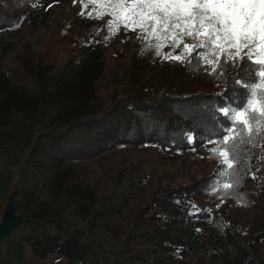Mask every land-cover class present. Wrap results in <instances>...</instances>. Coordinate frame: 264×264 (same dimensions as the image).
Returning a JSON list of instances; mask_svg holds the SVG:
<instances>
[{"label": "trees", "instance_id": "16d2710c", "mask_svg": "<svg viewBox=\"0 0 264 264\" xmlns=\"http://www.w3.org/2000/svg\"><path fill=\"white\" fill-rule=\"evenodd\" d=\"M26 16V11L0 2V33L16 29ZM149 73L148 85L121 87L98 115L71 119L36 136L28 158L42 154L52 163H64L98 157L78 182L68 181L62 189L56 175L47 170L37 174L45 184L38 199L63 200L79 217L107 230L118 244V258L108 261L106 256L97 264H264V136L242 146L235 165L241 182L227 195L222 189L213 191L229 177L218 175L221 165L210 151L217 145L208 143L222 135L227 123L219 109L241 102L245 90L235 81L248 79L245 72L227 66L218 77L195 63L160 58ZM0 74L16 89L5 106L0 92V109L27 119L20 95L42 97L44 84L24 47L5 52L0 47ZM117 146L110 157L103 156ZM155 146L186 155L179 166H164ZM194 151L204 166L197 174L186 165ZM20 186L29 190L24 181ZM192 205L199 209L195 214ZM20 227L36 229L24 241L31 242L33 254L38 249L40 257L58 252L54 244L65 239L42 225ZM13 233L0 243L10 241ZM66 241L62 253L67 264H92L86 238L71 235ZM19 250L22 257L23 248Z\"/></svg>", "mask_w": 264, "mask_h": 264}, {"label": "rangeland", "instance_id": "374dc122", "mask_svg": "<svg viewBox=\"0 0 264 264\" xmlns=\"http://www.w3.org/2000/svg\"><path fill=\"white\" fill-rule=\"evenodd\" d=\"M0 2L11 9L27 12V18L16 29L0 33L2 51L24 47L39 69L44 84L42 97H24L18 93L27 119L18 120L7 108L0 109V222L8 201L12 200L16 214L27 217L32 213V216L42 217L44 222L37 220L38 223L33 224L42 225L45 231L56 232L65 238L54 244L58 252L40 257L38 249V255L33 254L31 242L24 241L26 235L36 229L18 227L10 241L0 243V264H67L62 249L71 235L86 238L92 264L101 262L106 256L108 261L116 260L118 244L111 241L101 224L79 217L72 205L63 200L45 201L37 197L38 193H44L45 185L37 174L47 170V174L56 175L58 188L62 189L68 181L78 182L79 176L98 157L52 163L42 154L28 158V153L38 134L57 129L71 119L98 115L113 94L127 84L148 85L149 70L162 57L148 47V41L138 39L137 32L126 33L123 27L117 35L106 40L109 36L107 25L112 17H89L93 5L88 0ZM104 3L106 0H96V10H102ZM169 51L170 48L163 49L165 53ZM0 92L4 106L16 92L1 74ZM118 148L103 156L110 157ZM155 149L164 166H179L186 155V152L163 146H155ZM200 158L195 151L188 155V172L197 174L204 170ZM182 174L186 172L182 171ZM23 181L27 183L28 191L21 188ZM20 247L23 248L22 257Z\"/></svg>", "mask_w": 264, "mask_h": 264}, {"label": "snow or ice", "instance_id": "6c2138e0", "mask_svg": "<svg viewBox=\"0 0 264 264\" xmlns=\"http://www.w3.org/2000/svg\"><path fill=\"white\" fill-rule=\"evenodd\" d=\"M88 3L93 5L89 17H112L106 40L123 27L126 33L137 32V38L148 41L164 60L195 63L218 77L227 66L245 72L248 79L235 81L245 90L241 102L219 109L227 123L218 139L208 141L217 145L210 151L221 165L218 175L229 177L213 191L222 189L227 195L241 182L235 165L242 146L254 145L256 137L264 136V0H106L99 11L96 0ZM166 47L171 51L163 52ZM188 140L191 143L193 137ZM192 208L193 214L199 211Z\"/></svg>", "mask_w": 264, "mask_h": 264}, {"label": "water", "instance_id": "95a60500", "mask_svg": "<svg viewBox=\"0 0 264 264\" xmlns=\"http://www.w3.org/2000/svg\"><path fill=\"white\" fill-rule=\"evenodd\" d=\"M25 223H38V221L31 217H22L16 214L13 201H8L0 222V240L8 238L15 229Z\"/></svg>", "mask_w": 264, "mask_h": 264}]
</instances>
